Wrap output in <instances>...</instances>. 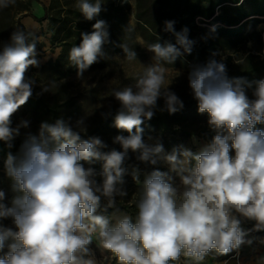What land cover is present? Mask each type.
Instances as JSON below:
<instances>
[{
	"label": "clouds",
	"instance_id": "clouds-1",
	"mask_svg": "<svg viewBox=\"0 0 264 264\" xmlns=\"http://www.w3.org/2000/svg\"><path fill=\"white\" fill-rule=\"evenodd\" d=\"M104 2L76 0L84 19L95 20L92 31L82 32L80 44L69 50L78 78L106 56L108 25L96 19ZM15 3L0 0V9ZM242 3L237 0V6ZM164 23L175 43L158 39L150 44L153 63L134 85L112 90L119 102L114 127L127 133L116 135L112 142L122 150L104 151L108 145L101 138L87 136L85 118L73 126L60 117L41 122L36 133H23L14 152L21 130L30 128L29 120L13 127L12 118L33 95L36 82L26 73L30 66L39 67L40 37L17 28L0 47V172L9 179L12 193L9 199L0 188V264H100L91 249L94 237L97 247L113 254L118 264H174L181 256L201 264L209 254L238 255L244 245L264 244V238H249L250 233L264 231V129L256 127L264 125V79L230 78L223 57L217 60L219 53L213 52L187 77L198 113L208 116L211 140L198 152L184 145L166 152L158 139L145 142V120L150 121L157 110L175 114L184 108L171 83H165L163 64L173 65L190 55L195 44L187 27L176 31L175 21ZM119 46L126 59H137L127 43ZM253 85L250 98L247 89ZM52 86L54 82L43 85L42 92ZM161 98L163 108L158 105ZM102 115L107 118L111 112ZM129 150L138 153L135 159L140 163L168 166L167 171L154 168L143 181L139 165L131 166L140 186L135 219L121 212L116 199L128 195L124 176ZM97 162L100 171L93 167ZM173 174L179 177V186ZM109 209L114 210L111 217L98 214ZM243 220L254 221V226L244 229ZM258 264H264V257Z\"/></svg>",
	"mask_w": 264,
	"mask_h": 264
},
{
	"label": "trees",
	"instance_id": "trees-1",
	"mask_svg": "<svg viewBox=\"0 0 264 264\" xmlns=\"http://www.w3.org/2000/svg\"><path fill=\"white\" fill-rule=\"evenodd\" d=\"M256 0H244L242 4L237 6V0H149L146 7H142L138 0L137 5V26L136 30H132L127 23L126 17V5L122 0H105L102 4L104 9L96 19H102L106 21L108 25V31L110 33V42L105 43L104 52L106 56L100 58L98 62L94 63L89 69L101 68L105 62L113 56H125L122 48L119 46L122 43H127L129 47L136 44L137 37L140 38L147 48L150 44L158 41L163 43L164 41H171L175 43V37L170 32H165V21H175L174 28L176 31H181L184 27L189 29V38L195 41L193 51L190 55H186L183 58L178 59L173 65L163 64L165 67L178 68L184 70H191L195 65H203L210 58L212 53H219V41L215 40L217 35L220 36H235L234 34L240 28L229 29L235 27L239 23L247 18L246 4L255 2ZM228 2L222 14L214 18L216 25L211 30L204 29L195 23L196 17H202L206 20L214 15L215 7ZM202 3H207L208 6L201 7ZM75 1L71 3L64 12V17L48 16V8H43L44 14L40 18L34 17L32 14H25V17H31L34 21L42 24L44 21L48 22L50 44L58 45L60 52L53 63H49L48 67L53 70H63L64 74L70 75L77 73V69L71 65L69 61V50L72 46H78L81 42V33H90L92 31L93 21H87L83 15L76 9ZM52 2V6H53ZM53 8V7H52ZM55 8V7H54ZM54 8L52 10H54ZM57 12L56 14H58ZM264 16V3L252 9L249 16ZM20 28L28 32L19 18L15 24V29ZM215 29V31H213ZM138 34H136L137 32ZM242 40V39H241ZM246 40V38L244 39ZM228 44L234 45V41H229ZM38 46V43H37ZM36 46V48H37ZM138 48V45H135ZM148 50V49H147ZM151 53V52H150ZM234 51L226 55L224 63L227 66L228 76L231 77H245L248 81H257L264 79V59L260 56H256L252 51H249L244 57L236 58L232 57ZM153 55V53H151ZM219 55L215 57L218 59ZM88 70V69H87ZM255 85L252 89H247V94L250 98ZM184 102V108L175 113L169 114L167 111L157 110L154 117L148 121L145 120L143 137H147L152 134H158L161 137V142L164 149L170 152L174 146H177L180 142L189 139L192 136H198L202 138L206 143L209 142L214 133L209 129L207 120V114H199L197 111V101L193 99L191 90L188 86V94L181 98ZM33 106L34 110L39 113L42 121L54 122L55 119L63 117L66 121H71L75 117L73 110V103L70 99H58L54 102L44 101L41 97L33 94L24 105ZM164 102L161 103L159 108H163ZM66 110V111H64ZM117 111V110H116ZM116 111H112L111 115L107 118L103 117L97 120L96 123L87 131V136H97L101 138L108 148L104 151H109L113 148L116 150H122L119 144H113V138L116 135H127L126 132H122L114 127V116ZM257 128L264 129V125L258 124ZM83 136L82 138H87ZM138 153H133L129 150L130 159L126 162L125 166L128 167V173L124 176V179L130 176L132 168L131 166L139 165L142 172L147 165L138 162L135 157ZM85 167L88 165L85 163ZM93 167L97 171L101 170V163L97 162ZM148 170V169H147ZM132 179V177H131ZM141 179V177H140ZM143 180V179H142ZM136 189V188H135ZM139 193H136L133 198L123 199V204L117 205L121 212H125L135 219L136 207L135 201L139 198ZM128 197V196H127ZM125 204V205H124ZM103 207V204H102ZM103 215L109 216L113 213V209H109L107 212H102ZM176 262H174L175 264Z\"/></svg>",
	"mask_w": 264,
	"mask_h": 264
},
{
	"label": "rangeland",
	"instance_id": "rangeland-1",
	"mask_svg": "<svg viewBox=\"0 0 264 264\" xmlns=\"http://www.w3.org/2000/svg\"><path fill=\"white\" fill-rule=\"evenodd\" d=\"M34 1L35 0H16L14 6L0 9V47H2L3 43L10 41V35L14 31V27L18 19L20 18L22 20V18L25 17V14H31ZM73 1L76 3V0H49L48 5L45 7L48 8V16L56 17L58 15L64 17L66 8L73 3ZM217 1L218 0H213V2ZM52 2L54 4L53 6ZM139 2L142 4V7H146V3L148 4L149 0H139ZM124 3L126 5L127 23L132 30H136V26L138 25L136 20L138 0H127V2ZM262 3H264V0H256L255 2L246 4L247 10L245 16L248 17L243 19L239 25L229 28H240L234 34L235 36L231 37L230 35H224L222 37L217 35L215 37V40L219 41V47L221 49L219 50V58L217 60H220L222 57L225 59L226 55L224 54L228 52L230 54L233 51L235 52L232 54L233 58H236V56L244 57L249 51H252L254 55L260 56L264 59V16H249L252 9H255V7ZM227 5L230 4L225 2L215 7L213 11L214 15L208 20L202 17H196V25L207 30H211L216 25H220V23L213 24L215 22L214 18L222 14L223 9ZM207 6V3L201 4V7L206 8ZM52 7H55L54 10H52ZM57 12L59 13L56 14ZM40 26L41 29L37 32L40 40L36 48V58L40 61V64L39 67L30 66L26 75L28 78L33 79L36 82L33 87V94L38 95L44 101L52 103L56 98L57 100L63 98L72 100V111H75V117L70 121V123L73 126L79 118L83 117L85 118L87 129L89 130L98 119L104 117L102 114L118 110L119 102L112 96V90L122 89L125 86L134 85L136 79L143 73L146 66L153 63V55L147 50V45H145L144 42L137 37L135 42L136 44L130 47L137 53V59L129 61L125 56H113L110 57L101 68L86 70L83 73L82 78H78L77 73L66 75L63 70L58 71L48 67L49 63H53L56 60L60 52V47L57 44H50L48 22L44 21L40 24ZM136 34H138V32ZM245 38L246 40H244ZM229 41H234V45L228 44ZM135 45H138V48H135ZM165 69L166 85L171 83V90L174 91L180 98L186 96L188 94V70L171 67H165ZM53 82L55 83V86L50 87V90L47 92H42L43 85H51ZM162 102L164 101L161 98L158 101V105L160 106ZM36 111L40 110H34L33 106L27 104L22 105L14 114L12 118L13 127H15L21 120L30 121V128L22 129L21 136L16 139V148L13 149L14 152L19 148V145L24 138L23 133L27 131L36 133L40 123L43 122L39 113ZM149 136L153 139L149 140ZM149 136L144 138L145 142L155 143L157 139L161 142L160 135L152 134ZM204 144H206V142L202 138L192 136L189 139L180 142L178 145H184L193 152H198ZM154 168H158L161 171L168 170V166L164 163H160L156 166L147 165V167L142 170L140 174L141 181H143L142 179H144L145 174L152 171ZM173 176L175 185L179 186V177L175 174H173ZM131 177L132 175L130 174V176L124 179L126 181L125 187L128 192V197L126 196V198H133L134 195L140 191V186L136 184L133 177L132 179ZM97 179L100 180L101 178L98 177ZM9 183V179L2 172H0V188H3L8 192L10 199L12 193L9 191ZM116 199L117 205L120 203L123 204L122 201L124 198L117 197ZM104 203H106V201L102 199V204ZM98 214L102 213L98 210ZM117 215H119V213ZM109 216L111 217L112 214ZM3 223L5 225H10L11 222L9 220H5ZM241 226L244 229H250L254 226V221L243 220ZM251 236L264 238L262 237L264 236V231L250 233L249 238H251ZM97 244L98 241L94 237L91 249L95 254L96 260L100 262V264H118L117 259L113 254L100 249L97 247ZM256 246V241H254L251 246L244 245L239 250L238 255L236 251L222 256L209 254L205 260L201 262V264H208V259H213L215 262L218 260L220 262L230 256H234L235 261L240 262V264H245L250 260ZM5 251H7V249H5ZM175 264H194V262L181 256L180 260Z\"/></svg>",
	"mask_w": 264,
	"mask_h": 264
},
{
	"label": "crops",
	"instance_id": "crops-1",
	"mask_svg": "<svg viewBox=\"0 0 264 264\" xmlns=\"http://www.w3.org/2000/svg\"><path fill=\"white\" fill-rule=\"evenodd\" d=\"M48 3L49 0H35L32 6L31 14L36 18L42 17L44 14L43 8L46 7ZM21 23L27 31H34L36 34L38 30L41 29L40 24L34 21L31 17H23ZM256 242L257 246L255 247L253 255L251 256L250 260L245 264H258L260 258L264 257V244H260L258 241ZM208 260V264H225V262H227V264H240V262L235 261L234 256H230L220 262L218 260L217 262H215L213 259Z\"/></svg>",
	"mask_w": 264,
	"mask_h": 264
}]
</instances>
